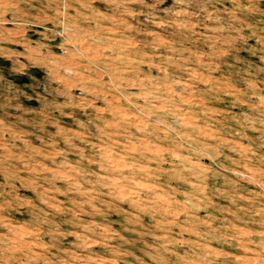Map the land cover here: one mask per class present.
I'll return each instance as SVG.
<instances>
[{"label": "rangeland", "instance_id": "1", "mask_svg": "<svg viewBox=\"0 0 264 264\" xmlns=\"http://www.w3.org/2000/svg\"><path fill=\"white\" fill-rule=\"evenodd\" d=\"M0 264H264V0H0Z\"/></svg>", "mask_w": 264, "mask_h": 264}]
</instances>
